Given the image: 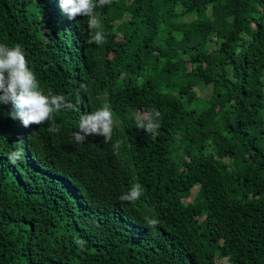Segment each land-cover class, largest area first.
Here are the masks:
<instances>
[{
    "label": "trees",
    "instance_id": "1",
    "mask_svg": "<svg viewBox=\"0 0 264 264\" xmlns=\"http://www.w3.org/2000/svg\"><path fill=\"white\" fill-rule=\"evenodd\" d=\"M58 4L0 0V43L22 45L45 93L76 107L50 133L0 106V264H264V0H116L96 9L116 10L96 52ZM105 91L115 99L93 97ZM106 101L122 123L112 141L75 143ZM136 108L160 112L155 134ZM124 169L151 192L135 204L111 188Z\"/></svg>",
    "mask_w": 264,
    "mask_h": 264
},
{
    "label": "clouds",
    "instance_id": "2",
    "mask_svg": "<svg viewBox=\"0 0 264 264\" xmlns=\"http://www.w3.org/2000/svg\"><path fill=\"white\" fill-rule=\"evenodd\" d=\"M114 1L116 0H59L58 6L66 27L71 29L73 35L78 38L79 48L92 49L96 52L106 47L108 36H104L100 19L110 20L116 13L115 7L131 5L132 10L138 14H142L145 10L143 4L123 1H120L113 10H96L110 6ZM120 21L118 19L116 22ZM109 58L112 56L110 55ZM96 95L98 98L115 99L106 91L93 92V97ZM3 105H10L8 115L13 120L21 121L26 130L34 125L48 124L50 133L60 131V125L55 123V114L76 110L75 105L69 102L66 96L54 94L50 88L45 93L36 73L29 67L22 45L18 43L11 47L0 43V106ZM131 105L133 106V102ZM91 110L90 114L85 111L80 117L78 130L73 132L74 142L84 143L89 136H100L105 143L112 141L116 134L115 127L122 123L116 120L115 109L111 102L106 101L102 106L91 108ZM136 111L137 113L134 114L136 127L147 134H155L160 127V112L145 108H136ZM130 146L139 148L136 143ZM120 148L121 142L117 141L113 145V154L119 156ZM22 157V151H14L9 154L8 159L10 163L15 164ZM143 178L141 173L124 169L116 172L111 179V188L118 190L119 199L125 205L135 204L142 195L151 193L144 190L142 185L137 182ZM197 192L194 194L192 192L190 201L197 195ZM151 202L157 204L154 197ZM144 221L150 228H155L160 223L158 219L149 216H145ZM74 243L83 248L86 241L76 239Z\"/></svg>",
    "mask_w": 264,
    "mask_h": 264
},
{
    "label": "rangeland",
    "instance_id": "3",
    "mask_svg": "<svg viewBox=\"0 0 264 264\" xmlns=\"http://www.w3.org/2000/svg\"><path fill=\"white\" fill-rule=\"evenodd\" d=\"M206 91H211V88H207ZM197 190H198V187H195V188L193 189V194L196 193ZM193 194H192V195H193ZM191 199H192V198L186 199V201H190Z\"/></svg>",
    "mask_w": 264,
    "mask_h": 264
}]
</instances>
